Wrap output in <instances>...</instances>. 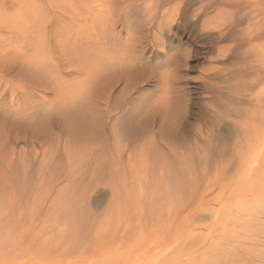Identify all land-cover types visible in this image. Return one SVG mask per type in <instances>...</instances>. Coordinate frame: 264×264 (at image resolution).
<instances>
[{
	"label": "rangeland",
	"instance_id": "1",
	"mask_svg": "<svg viewBox=\"0 0 264 264\" xmlns=\"http://www.w3.org/2000/svg\"><path fill=\"white\" fill-rule=\"evenodd\" d=\"M222 2L0 0V217L13 210L28 221L0 226V264H151L185 230L201 248L209 229L193 216L198 211L183 208L171 171L159 182L153 153L155 144L169 153V139L199 174V155L208 151V199L215 200L239 160L217 165L212 156H230L241 116L264 114V0ZM86 102L103 117L95 132L72 136L58 118L59 143L32 139L44 164L32 156L20 162L31 143L16 134L31 135L43 113ZM57 189L60 199L82 198L68 206L81 209L79 217L52 202ZM155 197L165 220L158 227L149 214ZM107 205L111 220L96 232L69 230Z\"/></svg>",
	"mask_w": 264,
	"mask_h": 264
},
{
	"label": "bare ground",
	"instance_id": "2",
	"mask_svg": "<svg viewBox=\"0 0 264 264\" xmlns=\"http://www.w3.org/2000/svg\"><path fill=\"white\" fill-rule=\"evenodd\" d=\"M213 1L214 0H210V3ZM88 105L89 103L86 102L74 110L64 111V113L62 112L55 116L51 113H43L35 122L31 123V126L36 127V130H34L31 135L18 136L16 134L15 137H23L25 138V142L31 143L28 149L23 148L19 151L22 158L20 162L26 166V161L29 160L30 156L35 160H39L38 151L34 147L32 141L36 135H39L38 137L41 136L40 139L43 143L48 141L56 142V140L60 139L55 132L56 126L61 123L58 121V118H60V120L61 117L64 118L61 126L66 133L68 132L72 134V136H83L85 130L94 131L92 127H94L95 124L99 125V119L102 122L103 117L100 111H97V113L92 112L93 110L90 111L91 106ZM55 117L57 118L56 120L54 119ZM241 117L244 122L242 124H235V127L238 125L236 128L240 129H238L240 134L235 132L237 131L236 129L234 130L236 135L239 136H237L238 140L236 137L233 138L235 139V144L232 153L229 154L230 156L220 157L222 153L219 155L217 154V157L214 155L212 156L213 161H219L217 165L225 159L227 161L230 159L239 160L236 165L235 177L220 182L219 189L221 193L219 198L215 200L208 199V191L211 188L210 180H207L210 159V153L208 151H202V154L200 153L199 155L200 167L204 172L195 174L196 167L189 160L191 156L184 153L177 154L175 146L170 144L171 142L169 139L167 140L165 138V140L169 142V153L166 152L167 154L164 153V146L160 148L158 144H155L153 166L156 167V171L159 172V177L163 178L159 182H163L167 176L165 171H171V182L176 189L175 193L179 196V201L183 203V208L187 210L190 209L192 214L198 211L199 213L193 216L195 219L204 222L209 232L206 234L207 236L204 237V243L201 248L195 250L194 247L200 244L201 241L197 243L193 242V237L188 235V233L184 235L186 232L185 230L182 235L178 236V238L173 241L172 246H168L162 253L157 254V257L154 259L155 261H152L151 264H264V114L258 120L247 119L246 116ZM241 117L240 120H242ZM59 142L60 140H58V143ZM218 152L220 153V151ZM164 154L166 156H164ZM96 155L97 154H95V156ZM60 157L61 156L51 161L52 165L50 169H54L55 166L60 165ZM45 158L46 154L43 152L42 158L39 160L40 164L44 162ZM178 159H180L179 162ZM93 162L98 166V160H91V163ZM72 166V164L69 166L70 171L73 170ZM95 169L96 168H91L90 171L94 172L92 175L96 174ZM36 171V173L40 172V168ZM149 174L150 172L147 175ZM204 175L206 178L203 177ZM168 178L170 179V177ZM11 186H15V182H12ZM127 187L129 188L130 186ZM130 190L131 189L125 192L132 197L134 196V192ZM115 192H117V190L114 189L112 192L113 198L115 197ZM59 194L60 191L58 192L57 189L52 202L55 203L56 201L62 203V211L68 212L70 218L79 217L82 210L76 208L72 211L69 207L71 206L70 202L77 203L80 202L82 198L78 200V198H76L78 195H70V198L66 195L60 199ZM126 194H124V198L128 197ZM158 200V198L155 200V206H152V211L149 213H156L160 218L156 227L163 226L165 223V220H161L163 212L160 213V209L157 207L158 204H156ZM111 201L112 198L109 202ZM125 210L126 207L122 205L121 211L118 210V214L122 217L123 214H126L124 213ZM164 210H167L169 215H171V211H173L171 206H165ZM203 210L204 213L202 212ZM113 211L114 208L107 205L106 208L103 209V214L102 211L99 212L100 214L98 215L93 214V216L89 213L83 225L74 224L69 230L78 229L84 234L94 233L96 230L94 231L93 229H98L99 224L104 223L106 218H108L107 220L109 221L111 220L110 215ZM27 222L26 217L22 219L18 218L13 210L11 213H7L3 217H0V226L6 229L7 227L11 229V227H9L11 224L16 228L21 225H26ZM15 223L17 226H15ZM91 225L94 227H90ZM136 229L139 230V228ZM191 232L193 236H196L194 231ZM188 245L190 246L188 247ZM110 264H131V260L128 258L123 261L114 260Z\"/></svg>",
	"mask_w": 264,
	"mask_h": 264
}]
</instances>
